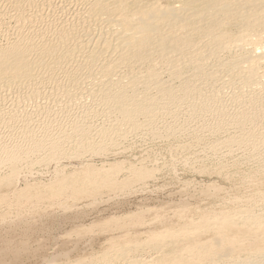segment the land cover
Returning <instances> with one entry per match:
<instances>
[{
	"label": "bare ground",
	"instance_id": "6f19581e",
	"mask_svg": "<svg viewBox=\"0 0 264 264\" xmlns=\"http://www.w3.org/2000/svg\"><path fill=\"white\" fill-rule=\"evenodd\" d=\"M173 2L0 0V166L15 171L17 162L38 151L54 159L71 148L100 152L129 132L155 131L156 121L173 116L182 105L190 117L210 111L224 118L234 103L233 120L249 121L242 127L245 135L254 147H264V80L252 71L261 56L251 50L222 54L231 39L250 37L252 44H261L264 0ZM163 68L178 84L161 78ZM140 116L145 124L137 120ZM230 217L221 218L223 226ZM220 242L211 243V249H221ZM231 248H223L228 257ZM18 250L11 245L0 250V260L6 254L16 258ZM263 250H256L254 263L243 258L233 264H264ZM211 251L202 253L204 260ZM47 264L63 263L53 257ZM74 264L88 263L79 259Z\"/></svg>",
	"mask_w": 264,
	"mask_h": 264
},
{
	"label": "rangeland",
	"instance_id": "374dc122",
	"mask_svg": "<svg viewBox=\"0 0 264 264\" xmlns=\"http://www.w3.org/2000/svg\"><path fill=\"white\" fill-rule=\"evenodd\" d=\"M249 38L231 39L222 54H259L252 71L264 80V39L254 45ZM163 69L161 78L178 84ZM230 105L233 112L236 106L229 103V112ZM184 109L156 121L155 131L129 132L100 152L71 148L54 159L38 151L17 162V172L1 164L0 250L10 245L19 250L16 258L6 254L0 262L47 264L54 257L63 264L79 259L88 264H233L246 258L254 263L256 250L264 249V147H254L244 133L250 122H235L232 112L222 119L210 111L190 117ZM144 119L137 120L145 124ZM224 215L232 218L225 227ZM213 241H221V249L212 250ZM223 246L232 247L229 257ZM208 250L215 253L204 260Z\"/></svg>",
	"mask_w": 264,
	"mask_h": 264
}]
</instances>
